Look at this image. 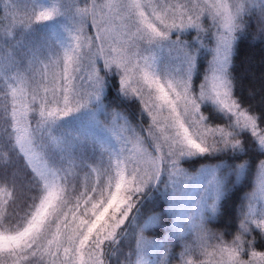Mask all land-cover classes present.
<instances>
[{
    "label": "snow or ice",
    "instance_id": "6c2138e0",
    "mask_svg": "<svg viewBox=\"0 0 264 264\" xmlns=\"http://www.w3.org/2000/svg\"><path fill=\"white\" fill-rule=\"evenodd\" d=\"M71 7L78 18L70 30L74 43L65 47L62 59L59 53H52L48 62L44 63L35 52L17 58L15 49L19 42L16 45L12 43L14 37L11 31L0 41V49L4 51L2 57L4 63H0V77L9 89L8 95L12 97V109L9 114L11 131L5 130L0 134V152L8 154L9 163L18 154H23L39 181L44 182L45 190L31 219L22 230L12 235L0 232V252L7 249L11 255L26 256L31 253L35 257L40 251V241L46 238L53 217L56 220L57 232H60L63 212L65 228L69 229L65 234L70 248L76 254L81 252L85 244L90 248L87 264H150L145 259V253L153 245L145 239L144 226L138 223V219L142 213L141 206L146 190L157 184L162 172H168L170 177L182 174L179 160L183 156L225 151L246 152L247 145L236 139L242 128L251 127L253 136L257 137L260 151L264 152V135L257 134L255 118L246 115L235 100L231 104L227 102L231 99L228 69L233 45L238 34L247 28V24L239 20L245 5L239 3L231 8L226 4L208 6L200 5L197 0H188L186 4L179 6L171 4L169 0H119L115 4L101 3L100 0H83V6L73 3ZM180 8L184 11H180ZM56 12L55 8L43 11L40 18L50 20ZM205 14L211 15L217 23V32L214 34L216 46L212 50L214 60L208 75L205 76L197 93L193 89L192 80L198 70V48L196 45L187 44L179 37L173 41L171 34L196 29L199 41L200 18ZM89 19L90 27L95 31L94 35H89L86 31ZM169 20L171 23L167 22ZM258 34L264 38V16ZM144 45L167 47L172 55V65L165 68L153 67L147 62L146 57L141 56ZM141 59L144 60L143 64L140 63ZM25 61L27 68L24 67ZM101 62L104 70L116 71L120 90L125 96L135 97L146 106L153 124L146 130V136L142 133L133 134L131 129L119 124L115 126L119 127L118 139H125L126 144L131 143L133 147L125 146L115 154L114 159L110 155L108 167L98 176L97 183L91 189L93 193L99 189L101 197L104 196L106 189L110 193L106 203L102 200L99 204H92L94 218L81 220L76 227H70L72 222L67 220L68 213L64 211L71 204L70 200L64 199L68 195V190L65 188L63 192L58 191L54 183H48L49 177L61 178L59 170L52 172L48 167L39 166L40 157L37 154L39 152L45 154V145L38 144L37 139L43 124L55 123L54 120L51 122L48 120V117L53 116L51 111L46 115L48 94H51L57 104L60 98H63L64 108L60 109V112L67 116L73 111L68 107L70 103L80 108L90 99L98 97L103 86V76L99 70ZM40 64H43L42 70ZM13 68L15 71L9 74ZM37 76L44 81L45 95L41 99L39 88H32L30 108L27 93L17 85L39 84ZM141 80L148 86L147 93L141 85ZM145 95L150 100L155 95V102L149 105ZM208 101L231 113L230 121L233 116L236 117L235 123L229 125L231 131L227 133L221 131L219 135L213 133L211 142L207 135L200 131L202 128L207 129L201 105ZM38 102L40 120L33 126L29 122V111H35ZM165 109L169 110L167 114ZM5 111L7 112V108ZM261 121L264 122V113L261 114ZM124 132H128L132 139L127 140ZM149 140L152 151L144 147ZM52 142L56 149L62 151L56 138H52ZM49 163L53 167L56 164L50 159ZM245 167L246 163L236 165L232 174L239 178ZM62 182H66V177ZM113 182L115 191H111ZM258 183L264 191V160L260 161ZM87 195L85 191L77 197V208L80 199ZM221 195V191L213 182L207 195L198 202L196 206L198 211L180 210L178 222L186 221L195 233L194 243L185 245L181 259L194 254L197 247L202 251L213 247L220 255L218 264H259L260 261H264V252L255 250V237L252 239L247 237L252 236L256 228L264 233V211L259 213L257 218L251 208L247 212L242 208L240 234L231 244H226L221 236L208 228V221L218 211L215 201L219 200ZM209 199L213 200L211 205L207 204ZM174 200L175 197L173 208ZM90 202L91 199L86 200L85 206ZM110 208L113 209L112 213L106 215ZM205 210L208 212L207 216ZM150 219L155 222L157 217L153 216ZM74 220L75 212L73 222ZM126 221L129 223L126 224ZM130 238L135 239L136 248L126 253L125 248L128 247L126 241ZM212 241L217 243L213 244ZM52 243L56 244L57 249L62 246V241L58 238L49 241V244ZM70 248H65L64 252L67 254ZM49 254L54 258L57 256L56 252L49 251ZM244 256H248V259H243ZM70 259L66 258L65 264H69ZM0 264L4 262L0 261ZM160 264L165 262L161 261ZM167 264H170V260Z\"/></svg>",
    "mask_w": 264,
    "mask_h": 264
},
{
    "label": "rangeland",
    "instance_id": "374dc122",
    "mask_svg": "<svg viewBox=\"0 0 264 264\" xmlns=\"http://www.w3.org/2000/svg\"><path fill=\"white\" fill-rule=\"evenodd\" d=\"M0 2V41H2L6 37L7 32L11 31L14 37V39H12V43L16 45L17 42H19L15 49L17 58H19L21 55L26 54L30 47L32 48V50H35L39 45L35 40L36 38L33 31L34 25L31 23L30 18L34 15L33 19L38 20L34 22L43 23L42 21H39L43 20L40 18V13L43 11H51L54 8L57 9V12L53 14L52 19L43 21L50 24L49 30L51 32V35L55 33H57V37H59L60 35L59 38L61 51L59 55L61 59L63 58L65 47H67L70 43H74L72 41L73 33L70 30L73 28L74 23L78 18L75 17V10L71 7V5L73 3H77L80 4V6H83V0H45V2L37 3L35 7H25L22 10L17 8L15 0H1ZM100 2H110L115 4L118 3L119 0H100ZM169 2L171 4L179 6L186 4L188 0H169ZM197 3H199L200 5L208 6H211L213 4L217 6L226 4L230 8L235 4L243 3L245 5V9L242 15L239 17V20L247 24V26L255 28L259 32L260 22L262 16H264V0H197ZM179 10L184 11L183 8H180ZM167 22L171 23V20ZM89 28H91L90 19L88 21V25H86V31L89 35H94L91 32L92 29L89 30ZM200 28L201 30L199 41H197L196 29H188L181 33L174 32L171 34V39L173 41H175L179 37V39L183 40L189 45H196L199 51V59L201 57L207 56L206 60H202L205 61V69L203 71L202 78L197 84L196 88H194L193 86V89L197 93H199L200 86L204 82L205 76L208 75V70L214 60L212 50L216 46V36L214 34L217 32V23L213 20V17L211 15L205 14L200 18ZM42 54L43 55L41 61L47 63L49 57L44 53ZM3 55L4 51L0 49V63H4V61L2 60ZM37 56L39 55L37 54ZM141 56L146 57L147 62L153 67L165 68L167 66H171L173 62L172 55H170L169 53V49L162 46L149 47L148 45H144L141 49ZM140 63L143 64L144 60L141 59ZM24 67L27 68L26 61L24 62ZM39 67L42 70L43 64H40ZM99 67L100 73L103 76V86L98 97L90 99L80 108H76L74 103H70L68 107L72 108L73 111H71L67 116H64L60 112V109L64 108L63 98L61 97L59 104H57L51 94H48L49 103H47L46 106V115L48 111H51L53 113V116L48 117V120L49 122L54 120L55 123L43 124L40 127L37 139L38 144L43 143L45 145V154L44 152H39L37 154L40 157L39 166L42 168L48 167L52 172H56L57 170H59V177L61 179L49 177L48 183H54L58 191L63 192L65 188L68 190V195H66V197L73 198V200H70L71 204L67 208H65L64 211L68 213L73 209V212H75V221L78 224L81 220H90L94 218L92 215V204H99L102 200L106 203V200L110 197V193L106 189L104 191V198L101 197L99 189L95 193L90 190V193H88L87 196L80 199L79 208H77V197H80L82 192L87 191L86 184H90V189H92L93 185L97 183L98 176L102 175L105 169L108 167L110 155L114 159L115 154L120 152V150L125 146H127L128 148L133 147L131 143L126 144L125 139H118L117 133L119 131V127L115 126L119 124L120 126L131 129L133 134H141V132L142 134L144 133L141 129L139 131L136 128L135 124L131 122V120L127 116H125V114H122V112L118 111L110 112L109 107H106L103 99L105 97V94L107 93L108 80L101 72V69L104 72L103 68H101L100 65ZM14 71L15 69L13 68L9 74H12V72ZM107 72L115 75L119 83L118 75L114 69L107 70ZM29 75H31L30 72ZM36 80L39 81V84L20 83L17 85L18 88L23 89L24 92L27 93V102L29 103L30 108L32 107V88H39V95L41 99L45 95L43 87L44 81L41 80L39 76L36 77ZM193 84L194 81L192 80V85ZM141 85L143 86L145 93H147L148 86L146 84H143L142 80ZM117 91L125 99L133 98L136 100V104L139 108L138 118L143 117L147 119V125L145 126L147 130L149 126L153 124V120L152 117L148 115L146 106L144 104H141L140 101L135 97L125 96L120 90V84L117 88ZM8 93L9 89L4 83L3 78L0 77V100H3V98L8 99V112L10 114L12 109V97L8 95ZM18 95H20V93H18ZM145 100H147L148 104L151 105L153 102H155V95H153V98L151 100L148 99L147 95H145ZM233 100H235V98L232 95L231 86V99L227 102L231 104ZM203 105H210V108L215 112L224 115L226 117L225 122L223 124L208 123V116L205 112L202 111ZM35 109V111H29V122L33 126H35L40 120L39 102L35 105ZM240 109L246 115L254 117L245 109L241 107ZM168 111V109H165V114H167ZM178 111H180V109H178ZM201 112L203 115H205L207 129H211V131L209 132L204 128L200 129V131L204 132L205 135H207L209 142H211L213 133L219 135L221 131L225 133L230 132L231 128L229 127V125L235 123L236 120V117L233 116L230 121L229 116H231V113L227 112V110H221L211 101H208L207 103L201 105ZM155 114L156 113L154 112V115ZM161 123H163V118H161ZM140 125L138 123V128H141ZM242 132H249L253 136L251 127L242 128V130H240V134L236 136V139L241 140L240 137ZM256 132L258 135H264V131H261L257 127V125ZM164 134L167 135V133ZM123 135L127 140L132 139L128 132H124ZM143 135L146 136L145 133ZM253 137L256 140L258 146L257 137ZM52 138H56V140L60 143L62 151L55 148L52 142ZM150 143L151 141L149 140L145 143L144 147L148 148L149 151H152L153 149L149 147ZM197 155L201 154L181 157L179 160V168L183 170L182 174L176 177H170L168 172H162L160 180L157 181L156 185L152 186V188H156L157 192L162 197H165L167 199L166 209L167 212L171 215L172 221L169 228L160 239L150 238L149 236L143 234L145 239L150 241L153 245L152 247H149L145 253V259L148 260L150 264H160L161 261H164L165 264H167L168 259L166 257L170 254V252L176 253V258H174V260H172L170 264H218V261L220 260L219 253L216 252L213 247L207 248L206 251H202L197 247L194 254L185 256L183 257V259H181V254L184 252L185 245L194 243L195 233L191 230L186 221L184 223L178 222L177 217L180 215L181 209L198 211V209L196 208L198 202L201 201L202 197L207 195L208 191L210 190V185H212L213 182L214 185L218 187L223 194L224 186H226L227 182L232 179L233 182H236L240 180V177L243 174L239 178H237L235 174H232V170L236 165L230 167L228 164H224V162L221 161L214 164L202 165L195 170H189L182 166V160L190 159ZM49 159L56 162L54 167L49 163ZM261 160H264V158ZM260 161L257 165L252 187L246 193L244 200V211L247 212L251 208L252 212L254 213V215H256L257 218H259V213L264 211V191L261 190V187L258 183V170ZM65 177L66 182H62V179ZM186 177L188 179H186ZM41 183L43 190L41 196L36 202V206L39 205L40 199L44 195L45 191L44 182L41 181ZM79 184H81V187L79 186ZM111 191H115L114 182L112 184ZM174 197L175 207L173 208ZM88 199H91V202L87 203V205L85 206V201ZM218 201L219 200L215 201L216 206L218 205ZM212 203L213 200L211 199L207 201L208 205H211ZM36 206L34 207L33 212L36 210ZM112 211L113 209L110 208L108 214L106 215H110ZM191 211H189V214H191ZM73 212L70 214L68 213L67 215V220L69 222L73 220ZM31 215L20 226L8 227L0 225V232L4 233L5 235L15 234V232L22 230V228L27 225L28 220L31 219ZM117 215H119L118 212ZM205 215H208L207 210H205ZM151 217H153V215L147 217L141 223V226H144L143 229L157 222V219L155 222H152L150 219ZM78 224L71 223L70 227H76ZM253 227L255 228V226ZM68 230L69 229L65 228L62 212L60 232H57L56 220L55 217H53L52 222L49 225V230L47 232L46 238L40 241V251L35 257H33L31 253H28L26 256L23 254L19 256L11 255L9 251L5 249L3 252H0V261H3L4 264H65L66 258H71L69 264H87L88 253L90 252L88 244H85L81 249V252L79 254H76L74 250L70 248V245L67 241V235L65 233L68 232ZM57 238L62 241V246L59 249H57L55 243L49 244V241H55V239ZM94 238L95 234H93L92 239ZM174 242L178 243V245L176 244L175 247L172 245V243ZM212 243L215 244L217 242L212 241ZM226 244H231V242H228ZM65 248H70V251L67 254L64 252ZM134 248H136V242ZM49 251L56 252L57 256L54 258L49 254ZM243 259L247 260L248 256H244ZM259 264H264V261H260Z\"/></svg>",
    "mask_w": 264,
    "mask_h": 264
},
{
    "label": "trees",
    "instance_id": "16d2710c",
    "mask_svg": "<svg viewBox=\"0 0 264 264\" xmlns=\"http://www.w3.org/2000/svg\"><path fill=\"white\" fill-rule=\"evenodd\" d=\"M15 1L17 8L20 10L25 7H35L39 2H45V0ZM33 18L34 15L30 19L34 25L35 40L39 45L35 50H32L30 47L27 53L35 52L39 55L40 60L43 55L42 53L48 57L52 53L60 54V35L59 37H57V33L51 35L49 30L50 24L48 22L39 20L43 23H37L34 21L38 20ZM91 32L94 34L93 30ZM206 59L207 56L201 57L198 60V70L193 77L194 88L197 87V84L202 78L205 69V61L202 60ZM100 66L101 68L103 67L102 62ZM228 71L231 79L233 97L241 108L255 117L257 127L261 131H264V122L261 121V114L264 113V38L259 36L255 28L247 26L243 33L238 34ZM101 72L107 80H111L112 82L111 86L107 81V93L103 99L106 107H109L110 112H122V114H125L135 124L139 131L140 129L143 131V128L147 125V119L143 117L138 118L139 108L136 100L122 97L117 91L119 83L115 75L107 71L103 72L102 69ZM112 87H114L117 93H115ZM0 101V134H3L5 130L11 131V120L8 112V99L3 98ZM5 108H7V112ZM202 111L207 114L208 123L210 124H223L226 120L224 115L215 112L210 108V105H203ZM138 123L139 125L141 124V128H138ZM240 139L242 144L247 145L246 152L234 153L232 151H225L204 153L190 159H184L181 162L182 166L189 170H195L202 165L214 164L220 161L228 164L230 167L239 163H246L240 180L233 182L232 179L224 186V192L217 205L218 211L208 221L209 230L221 236L226 243L232 242L240 234L241 209L243 208L244 210L245 195L252 187L259 161L264 158V152L260 151L256 140L249 132H242ZM14 178L15 183L13 184ZM79 186L81 187V184ZM90 188L91 185L86 184L87 193H90ZM42 190L41 181H39L36 174L28 166L22 154H18L9 163L8 154L6 152H0V225L8 227L20 226L33 212ZM64 199L73 200V198H67L66 196ZM166 206L167 199L162 197L156 188L152 190L151 187L146 191V196L141 206L142 213L138 219V223L141 225L151 215L157 217V222L143 229L144 235L150 238H162L172 221V217L167 212ZM72 212L73 209L68 213L70 214ZM71 222L78 224L75 220L74 222L71 220ZM253 237H255V250L257 252H264V234L259 229H255L252 236H248L247 239H252ZM135 242L134 238L126 241L128 245L125 248L126 253L129 250L135 249ZM176 244L178 245L177 242L172 243L174 247ZM175 255L176 253L170 252L166 258L171 263L176 258Z\"/></svg>",
    "mask_w": 264,
    "mask_h": 264
},
{
    "label": "water",
    "instance_id": "95a60500",
    "mask_svg": "<svg viewBox=\"0 0 264 264\" xmlns=\"http://www.w3.org/2000/svg\"><path fill=\"white\" fill-rule=\"evenodd\" d=\"M90 24H91V20H90ZM92 30H93V28H92ZM93 31H94V30H93ZM94 34H95V32H94ZM103 70H104V69H103ZM104 72H105V70H104ZM108 83L112 86V82H111V80H108ZM112 89L115 91V93H117L116 90L114 89V87H112ZM118 96H119V95H118ZM143 130H144V133L147 135L145 127L143 128ZM154 188H155V187H153L152 190H153ZM128 223H129V222H128Z\"/></svg>",
    "mask_w": 264,
    "mask_h": 264
}]
</instances>
